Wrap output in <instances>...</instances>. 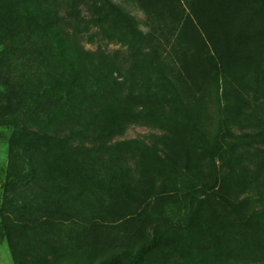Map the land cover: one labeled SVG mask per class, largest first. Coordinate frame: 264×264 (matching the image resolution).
Wrapping results in <instances>:
<instances>
[{
	"label": "rangeland",
	"instance_id": "374dc122",
	"mask_svg": "<svg viewBox=\"0 0 264 264\" xmlns=\"http://www.w3.org/2000/svg\"><path fill=\"white\" fill-rule=\"evenodd\" d=\"M108 1L0 0V264H264V0Z\"/></svg>",
	"mask_w": 264,
	"mask_h": 264
},
{
	"label": "trees",
	"instance_id": "16d2710c",
	"mask_svg": "<svg viewBox=\"0 0 264 264\" xmlns=\"http://www.w3.org/2000/svg\"><path fill=\"white\" fill-rule=\"evenodd\" d=\"M104 3L109 7V13H119V15H122V12L113 6L108 0H104ZM52 24H54L53 20ZM55 31L50 34L51 41L54 43L55 47L58 48L61 57L63 58V61L66 62L67 68L72 75V78L74 82L79 81V75L83 71L84 66L82 65V55L79 52H73L71 55L67 51V46L65 43L64 36L60 30V28L54 26ZM78 56V58L74 57ZM232 110L229 106L223 105L219 108L218 112V119H217V131L214 136V140L210 147V156L215 160H223L225 156V147L229 140H233L235 137L231 131L230 123L232 120ZM16 133L19 134L20 137L25 138V141H28V136L23 135V130L20 128L15 129ZM23 131V132H22ZM206 197H209L211 199H215L218 202H220L222 205L225 206L226 209H228L229 214L233 218V220L239 224L244 226H249L251 222L253 221V218L256 214H264V192H260L258 195V198L256 200L257 207L249 213L239 215L236 213V211L232 208V204L224 199V198H218L216 196H213L209 192L205 193ZM199 199L193 198L192 200V208H191V214L195 215L198 207H199ZM141 254L138 253L135 255H132L130 253L122 252L119 253L115 258L116 259H124L130 264H141Z\"/></svg>",
	"mask_w": 264,
	"mask_h": 264
}]
</instances>
